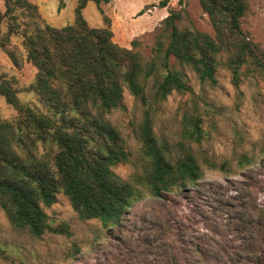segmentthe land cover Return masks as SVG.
Listing matches in <instances>:
<instances>
[{"label":"trees","instance_id":"obj_1","mask_svg":"<svg viewBox=\"0 0 264 264\" xmlns=\"http://www.w3.org/2000/svg\"><path fill=\"white\" fill-rule=\"evenodd\" d=\"M90 1L107 0H80L74 23L61 28L47 23L30 0H4L0 12V49L15 66L36 68L26 90L41 105L22 102L13 81L0 74V95L17 112L0 119V209L13 227L37 239L73 237L68 223L54 225L45 211L60 194L80 220H96L109 232L145 197L182 193L205 169L231 173L227 160L196 152L208 136L196 103L184 110L175 145L157 136L155 114L171 94L193 92L187 70L210 86L220 70L231 74L235 88L248 76L264 78V51L242 28L248 0H199L213 34L195 28L185 11H170L148 53L138 39L131 49L115 43L108 18V26L91 27L82 13ZM13 36L21 46L12 44ZM125 91L143 108L133 126L140 170L128 179L114 168L131 163L132 152L111 120L125 109ZM254 163L246 153L236 158V167ZM80 252L75 244L70 257Z\"/></svg>","mask_w":264,"mask_h":264},{"label":"rangeland","instance_id":"obj_2","mask_svg":"<svg viewBox=\"0 0 264 264\" xmlns=\"http://www.w3.org/2000/svg\"><path fill=\"white\" fill-rule=\"evenodd\" d=\"M42 17L54 27L75 21L80 0H30ZM166 6H163V2ZM242 28L264 51V0H248ZM6 10L0 0V12ZM185 11L195 28L213 34L208 15L199 0H107L88 2L82 13L91 27L113 31V41L131 49L138 39L145 53L155 40L170 11ZM6 31V26H3ZM21 46V38L12 37ZM30 63L13 64L0 49V74L12 80L22 102L41 106L36 95L26 89L36 77ZM193 92L173 93L154 117V131L175 145L180 139L182 114L196 103L204 112L208 136L196 147L219 163L227 160L232 172L204 171L197 185L172 192L164 198L145 197L132 204L119 228L107 232L96 221H82L69 199L60 194L45 208L54 225L69 224L71 238L47 234L33 238L11 225L0 209V264H263L264 263V78L248 76L238 88L226 70L218 72L216 86L203 85L187 70ZM125 109L111 120L122 132L132 152V162L114 168L128 179L140 167L136 164L140 144L133 126L142 116L141 104L125 91ZM208 110V112H206ZM17 114L0 95V119ZM246 153L255 163L236 167V158ZM80 253L70 257L73 246Z\"/></svg>","mask_w":264,"mask_h":264}]
</instances>
